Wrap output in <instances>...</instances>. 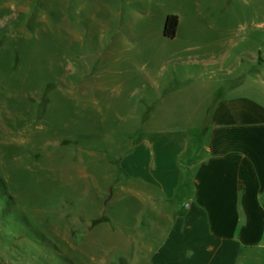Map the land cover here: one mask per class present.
<instances>
[{"label":"rangeland","instance_id":"1","mask_svg":"<svg viewBox=\"0 0 264 264\" xmlns=\"http://www.w3.org/2000/svg\"><path fill=\"white\" fill-rule=\"evenodd\" d=\"M222 51L219 95L264 81V0H0V264H157L119 161Z\"/></svg>","mask_w":264,"mask_h":264},{"label":"crops","instance_id":"2","mask_svg":"<svg viewBox=\"0 0 264 264\" xmlns=\"http://www.w3.org/2000/svg\"><path fill=\"white\" fill-rule=\"evenodd\" d=\"M229 58L211 55L207 81L164 89L158 113L146 118L162 120L138 131L119 161L124 194L148 226L164 231L154 263L264 264V81L247 93L237 82L219 95L226 79L218 76L235 71ZM177 118L187 123L165 120Z\"/></svg>","mask_w":264,"mask_h":264},{"label":"trees","instance_id":"3","mask_svg":"<svg viewBox=\"0 0 264 264\" xmlns=\"http://www.w3.org/2000/svg\"><path fill=\"white\" fill-rule=\"evenodd\" d=\"M180 26V18L177 15L167 16L164 24V36L168 39H175Z\"/></svg>","mask_w":264,"mask_h":264}]
</instances>
